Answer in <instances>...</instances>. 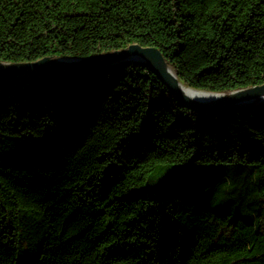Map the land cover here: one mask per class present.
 <instances>
[{
  "label": "trees",
  "instance_id": "1",
  "mask_svg": "<svg viewBox=\"0 0 264 264\" xmlns=\"http://www.w3.org/2000/svg\"><path fill=\"white\" fill-rule=\"evenodd\" d=\"M133 43L263 84L264 0H0V62ZM0 264H264V105L191 108L139 61L0 77Z\"/></svg>",
  "mask_w": 264,
  "mask_h": 264
},
{
  "label": "water",
  "instance_id": "2",
  "mask_svg": "<svg viewBox=\"0 0 264 264\" xmlns=\"http://www.w3.org/2000/svg\"><path fill=\"white\" fill-rule=\"evenodd\" d=\"M127 61L148 63L158 76L167 85L170 92L176 95L184 104L194 109L224 110L233 107L260 106L254 104H240L252 98L264 95V83L247 88H241L229 93L200 90L211 94L210 101H199L189 96L181 89L177 74L169 71V65L159 48L156 46H142L133 43L125 48L96 54L86 58L44 56L34 61L26 62H0V77L8 79H22L40 74L71 72L101 71L106 67L122 64ZM172 67V66H171ZM173 68V67H172ZM174 70V69H173ZM175 72V71H174ZM176 73V72H175ZM194 89V88H193Z\"/></svg>",
  "mask_w": 264,
  "mask_h": 264
},
{
  "label": "bare ground",
  "instance_id": "3",
  "mask_svg": "<svg viewBox=\"0 0 264 264\" xmlns=\"http://www.w3.org/2000/svg\"><path fill=\"white\" fill-rule=\"evenodd\" d=\"M168 69L172 74L176 75V73L174 72V70L171 66H169ZM178 82H179V85H180L181 89L183 90V92H185L186 94H188L189 96L193 97L196 100L210 101L213 97V96H211V94H209L207 92L195 90L192 87L185 85L184 82L180 78H178ZM252 103H258V104L264 103V95H262L261 97H258V98H252V99L244 101L240 104H252Z\"/></svg>",
  "mask_w": 264,
  "mask_h": 264
},
{
  "label": "rangeland",
  "instance_id": "4",
  "mask_svg": "<svg viewBox=\"0 0 264 264\" xmlns=\"http://www.w3.org/2000/svg\"><path fill=\"white\" fill-rule=\"evenodd\" d=\"M252 104H254V103H252ZM260 105H264V103H262V104H260Z\"/></svg>",
  "mask_w": 264,
  "mask_h": 264
}]
</instances>
